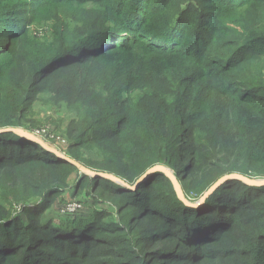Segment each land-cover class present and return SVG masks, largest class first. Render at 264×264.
Here are the masks:
<instances>
[{
    "label": "trees",
    "instance_id": "trees-1",
    "mask_svg": "<svg viewBox=\"0 0 264 264\" xmlns=\"http://www.w3.org/2000/svg\"><path fill=\"white\" fill-rule=\"evenodd\" d=\"M263 64L264 0H0V130L76 114L64 155L0 134V264H264V186L209 192L264 179Z\"/></svg>",
    "mask_w": 264,
    "mask_h": 264
},
{
    "label": "rangeland",
    "instance_id": "rangeland-1",
    "mask_svg": "<svg viewBox=\"0 0 264 264\" xmlns=\"http://www.w3.org/2000/svg\"><path fill=\"white\" fill-rule=\"evenodd\" d=\"M31 27L29 28V31L30 33L31 31L33 32L32 36H38L39 38L44 33H46L47 30L45 27L37 26V25L33 26L32 28ZM263 72H264V68H263ZM26 117L27 120H25L24 122L25 127L17 128L24 131L23 133L25 135H20V137L24 138L26 141L31 142L32 144H34L39 148H42V146L37 141L41 143L43 142L45 145L44 147H46L48 150H51V147L53 148L52 150L54 149L55 150L61 149L62 151L65 150V147H61L57 145L58 141L59 139H66L68 141L69 126L71 122L76 118V114L69 112L65 104H58L54 102L53 97L50 98L49 96H41L40 98L39 96L38 100H36L32 104ZM9 129H14V128H9ZM4 130L7 129H1L0 131H4ZM42 149L45 150L44 148ZM88 155L93 156L92 154H86L85 156H81V157L84 158L87 157ZM161 168H164L171 173V171L165 167L162 166L156 167V169L158 170H162ZM78 170L80 171L81 176L83 175L87 176L79 168ZM150 174L151 173H149V175ZM253 181L262 182L264 181V179H255ZM87 183L88 180H85L83 183V188L80 192L78 193L74 192V189L72 188L70 191L62 195V198L54 202L53 207L46 214L48 218H53L54 221L57 219L62 220L74 216H85L86 218L92 217L93 214L97 211L96 208L100 206L98 205L99 200L96 197V194L92 195V193L88 191L86 187ZM72 184L74 183L72 182ZM182 196L184 197L183 193ZM37 201L40 202L41 200L39 199L33 200L32 204L39 203ZM21 216L23 222L26 223L27 222L26 216L25 215H21Z\"/></svg>",
    "mask_w": 264,
    "mask_h": 264
},
{
    "label": "water",
    "instance_id": "water-1",
    "mask_svg": "<svg viewBox=\"0 0 264 264\" xmlns=\"http://www.w3.org/2000/svg\"><path fill=\"white\" fill-rule=\"evenodd\" d=\"M5 132H8V133H15L16 135H25L23 132V130H20V129H17V128H14V129H7V130H4V131H0V134L2 133H5ZM35 140V139H34ZM36 141V140H35ZM41 146L42 148H44L46 151H49V152H52L53 153V150L51 148V150H48L46 147H44V143L42 142H39L37 141ZM57 155H60L58 152H55ZM64 161L66 162H69L71 164H74L77 168H79L83 173H85L87 176H90V177H93V178H106V179H112V180H116L113 176H110V175H106V174H99V173H96L94 171H90L88 168L84 167L83 165L73 161L71 158L69 157H63ZM162 172H164L171 180L172 182L174 183L175 187L177 188V190L179 191V196L180 198L183 200V201H186L185 198L182 196V191L180 189V185L178 183V181L176 180V177L174 176V174L170 173L168 170L164 169V168H161ZM148 178V175H145L143 177H141V179H139V181L137 182V184L134 186V187H131V186H128L129 188L135 190L136 186L140 185L141 183L145 182ZM227 180H241L243 181L244 183L248 184V185H256V186H264V181L262 182H258V181H253L249 178H246L244 176H241V175H237V174H232V175H228L222 179H220L212 188L209 192H211L212 190H215L216 188H218L223 182L227 181ZM123 184H125V182H123ZM127 185V184H126ZM208 192V194H209ZM205 198L206 197H203L201 200H200V204H202L204 201H205ZM197 206V205H196Z\"/></svg>",
    "mask_w": 264,
    "mask_h": 264
},
{
    "label": "built area",
    "instance_id": "built-area-1",
    "mask_svg": "<svg viewBox=\"0 0 264 264\" xmlns=\"http://www.w3.org/2000/svg\"><path fill=\"white\" fill-rule=\"evenodd\" d=\"M66 139H59V141H58V144L57 145H59V146H61V147H65L66 145H67V140L65 141ZM56 147V146H55ZM54 151H56L55 149H54ZM61 149H58V153L60 154V155H64V153H61Z\"/></svg>",
    "mask_w": 264,
    "mask_h": 264
},
{
    "label": "bare ground",
    "instance_id": "bare-ground-1",
    "mask_svg": "<svg viewBox=\"0 0 264 264\" xmlns=\"http://www.w3.org/2000/svg\"><path fill=\"white\" fill-rule=\"evenodd\" d=\"M199 204H200V202H199ZM201 205V204H200ZM198 206V205H197Z\"/></svg>",
    "mask_w": 264,
    "mask_h": 264
},
{
    "label": "clouds",
    "instance_id": "clouds-1",
    "mask_svg": "<svg viewBox=\"0 0 264 264\" xmlns=\"http://www.w3.org/2000/svg\"><path fill=\"white\" fill-rule=\"evenodd\" d=\"M52 148V147H51ZM53 149V148H52Z\"/></svg>",
    "mask_w": 264,
    "mask_h": 264
}]
</instances>
